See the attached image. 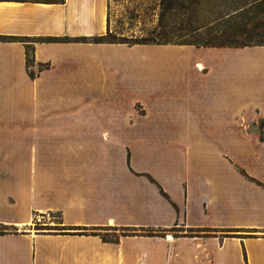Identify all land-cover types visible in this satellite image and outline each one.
I'll list each match as a JSON object with an SVG mask.
<instances>
[{
    "label": "crops",
    "instance_id": "crops-1",
    "mask_svg": "<svg viewBox=\"0 0 264 264\" xmlns=\"http://www.w3.org/2000/svg\"><path fill=\"white\" fill-rule=\"evenodd\" d=\"M110 2L0 0L37 39L35 76L0 40V264H264V43L46 39L105 34Z\"/></svg>",
    "mask_w": 264,
    "mask_h": 264
},
{
    "label": "rangeland",
    "instance_id": "rangeland-1",
    "mask_svg": "<svg viewBox=\"0 0 264 264\" xmlns=\"http://www.w3.org/2000/svg\"><path fill=\"white\" fill-rule=\"evenodd\" d=\"M110 1L108 31L112 34L110 38L116 42H205L210 38L215 39L221 32L222 24L225 23L210 22L216 15L215 9L220 8L219 4L225 0H199L196 4L192 2L193 0ZM195 16L196 19L200 17L198 22ZM203 16L207 18L202 19ZM194 25L199 27L194 28ZM251 41L264 42V27L257 30ZM61 223L60 213H39L34 217L33 227L40 232H58L62 228Z\"/></svg>",
    "mask_w": 264,
    "mask_h": 264
},
{
    "label": "trees",
    "instance_id": "trees-1",
    "mask_svg": "<svg viewBox=\"0 0 264 264\" xmlns=\"http://www.w3.org/2000/svg\"><path fill=\"white\" fill-rule=\"evenodd\" d=\"M33 1H44V2H63L64 0H33ZM193 3H198L199 0H193ZM221 7L216 8V15L210 21L212 23L222 24L220 34L215 36V39L210 38L205 42H188L198 45H217V46H243L250 44H261L263 41L252 42V38L259 28L264 27V0H225V2L219 4ZM196 7V6H195ZM198 7V6H197ZM196 10H194L195 13ZM196 15V14H195ZM198 18L197 20L198 22ZM202 19L207 18L205 16L201 17ZM207 20V19H205ZM204 21V20H202ZM199 26L194 25V28ZM220 31V30H219ZM110 36L112 34L107 31L105 34L94 35V36H80V37H48L47 40H76V41H94V42H116L113 41ZM19 39L25 42L26 45V62L31 76L36 75V71L33 68L35 63L34 57V44L33 42L37 39L30 38L27 36H14V35H0V40H14ZM44 40V39H43ZM246 40V41H241ZM123 42V41H122ZM133 43H149L147 41H137L130 42ZM47 63H41L40 69L46 67ZM17 230L15 227H9L3 224H0V233H5L8 230ZM41 229V228H36ZM81 229V228H78ZM92 235H98L105 242H119L123 236H136V235H145V236H156L163 235L162 232L155 229L149 228H131V227H96L92 228ZM194 231V230H189ZM201 231V230H200ZM75 234L87 235L89 234L86 231L76 232Z\"/></svg>",
    "mask_w": 264,
    "mask_h": 264
}]
</instances>
